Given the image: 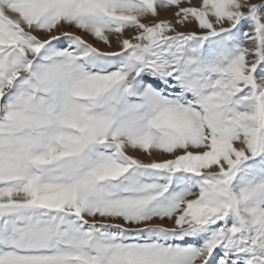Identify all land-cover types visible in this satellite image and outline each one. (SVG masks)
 <instances>
[{
	"label": "snow or ice",
	"instance_id": "6c2138e0",
	"mask_svg": "<svg viewBox=\"0 0 264 264\" xmlns=\"http://www.w3.org/2000/svg\"><path fill=\"white\" fill-rule=\"evenodd\" d=\"M0 264H264V0H0Z\"/></svg>",
	"mask_w": 264,
	"mask_h": 264
}]
</instances>
